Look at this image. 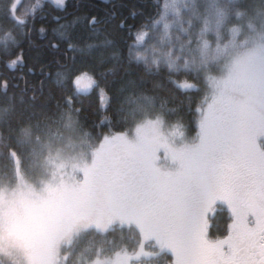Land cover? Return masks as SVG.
Returning a JSON list of instances; mask_svg holds the SVG:
<instances>
[{"label": "snow or ice", "instance_id": "obj_1", "mask_svg": "<svg viewBox=\"0 0 264 264\" xmlns=\"http://www.w3.org/2000/svg\"><path fill=\"white\" fill-rule=\"evenodd\" d=\"M182 2L0 0V93L87 129L81 180L52 197L102 236L128 230L112 264H264V50L190 59Z\"/></svg>", "mask_w": 264, "mask_h": 264}, {"label": "rangeland", "instance_id": "obj_2", "mask_svg": "<svg viewBox=\"0 0 264 264\" xmlns=\"http://www.w3.org/2000/svg\"><path fill=\"white\" fill-rule=\"evenodd\" d=\"M239 1L196 0L193 3V0H187L186 5L182 2L179 5L181 19L169 16L170 20L176 21L173 39L179 33L181 23L187 26L193 12L198 13L190 46L192 51L189 53L186 49L184 55L190 59L195 56L200 64L215 65L218 60L225 59V49L228 53L243 52L248 48L264 50V0H242L243 11L236 12L243 15L238 18L236 13L231 16L228 8ZM37 3L38 0H22L25 8ZM220 9L227 15L224 22L218 24ZM205 22L207 48L203 47L202 39L195 37V32L202 29ZM233 28L239 29L238 33H233ZM160 31L162 25L155 29L156 33ZM164 47L166 50L167 45ZM86 139L75 120L68 118L63 132L36 144L35 148L42 156L35 174H25L16 158L15 181L9 184L0 180V256L11 264H53L52 257L61 256L63 244L71 245L77 234L84 230L97 229L95 223L81 218L79 209L69 205L63 197H52L53 190L81 180L79 167L90 158ZM116 252L113 255L109 252V257L85 260V264H112Z\"/></svg>", "mask_w": 264, "mask_h": 264}, {"label": "trees", "instance_id": "obj_3", "mask_svg": "<svg viewBox=\"0 0 264 264\" xmlns=\"http://www.w3.org/2000/svg\"><path fill=\"white\" fill-rule=\"evenodd\" d=\"M77 2L78 0H69V9H72ZM94 2L100 3L101 0H94ZM45 3L44 12L49 16L54 12L59 13L53 0H45ZM148 3L153 6L154 13L163 0H148ZM241 3L242 0L233 3L231 8H228L231 16L239 9L243 11ZM4 40V31L0 30V44ZM93 101L95 102V98ZM22 107L18 97L13 101L0 93V180L7 181L9 184L15 181L16 158L19 160V167L25 174L31 176L37 172L42 154L41 151L36 150V144H42L52 136L63 132L69 118L58 111H49L30 117L26 112L21 113ZM78 126L84 133L87 131L79 124ZM123 231L124 238L122 239L121 230L118 227L115 231H109L104 236L100 235L97 229L84 230L77 234L71 245L63 244L61 256L59 255L57 258L53 255V264H85V260L95 257H109L117 250H122L126 243L132 244L128 230L124 229ZM84 251L86 253H83ZM0 264L11 263L0 256ZM145 264H152V262L145 261Z\"/></svg>", "mask_w": 264, "mask_h": 264}]
</instances>
